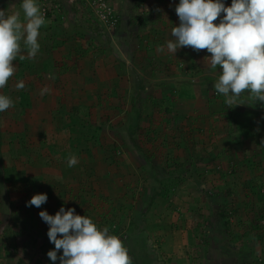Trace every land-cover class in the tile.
<instances>
[{
	"label": "crops",
	"instance_id": "obj_1",
	"mask_svg": "<svg viewBox=\"0 0 264 264\" xmlns=\"http://www.w3.org/2000/svg\"><path fill=\"white\" fill-rule=\"evenodd\" d=\"M21 2L0 0V9L11 13ZM179 2L115 0L120 23L110 35L68 0H39L41 7L50 6L40 52L34 59H17L15 76L0 90L14 101L13 108L0 113V264H60L47 256L55 245L39 213L54 216L61 207L108 227L124 241L134 264H212L205 246L211 242L205 243L201 229L187 227L178 217L166 220L172 196L178 201L173 188L187 182V187L206 186L194 176L182 180L187 162L173 154L174 147L143 146L137 124L150 123L153 143L156 116L161 124L179 120L173 138L183 143L188 125L194 129L191 138L200 140L178 149L188 151V159L189 154L200 156L191 170L204 163L205 173L214 169L225 184L264 187V103L229 108L214 89L222 70L211 69L207 50L184 47L175 55L167 50V41L174 40L172 29L180 24L175 12ZM19 81L24 89L16 88ZM45 87L49 91L41 95ZM192 88L195 99L190 101L187 89ZM211 91L218 97L210 96ZM77 117L84 126L73 127ZM127 120V130L117 128ZM164 151L172 153L175 165L165 158L175 171L160 172L164 166L157 155ZM69 154L79 160L71 168ZM166 181L176 186L166 190ZM37 194H47V202L39 208L26 206ZM259 200L251 229L246 217L243 224L248 226L240 231L242 241L264 253V228L257 223V216L264 218V206H259L264 197Z\"/></svg>",
	"mask_w": 264,
	"mask_h": 264
},
{
	"label": "clouds",
	"instance_id": "obj_2",
	"mask_svg": "<svg viewBox=\"0 0 264 264\" xmlns=\"http://www.w3.org/2000/svg\"><path fill=\"white\" fill-rule=\"evenodd\" d=\"M175 12L180 24L172 29L174 40L167 41V50L174 55L184 47L197 52L207 50L210 56L205 60L211 69L222 70L214 89L229 108L264 103V0H232L231 6L223 0H180ZM49 23L39 0H22L20 9L11 13L0 9V90L15 76L17 59H34L38 55L41 28ZM158 50L163 52L164 47ZM16 88L24 89V82H17ZM48 91L45 87L40 94ZM13 107L12 98L0 94V113ZM78 162L76 155L69 154V168ZM47 200V194H37L26 206L39 208ZM39 216L49 225L47 235L55 245V250L47 253L51 261L134 264L119 236L108 227H99L87 215L76 214L74 208L61 207L54 216L41 211ZM61 250L63 254L58 256Z\"/></svg>",
	"mask_w": 264,
	"mask_h": 264
},
{
	"label": "rangeland",
	"instance_id": "obj_3",
	"mask_svg": "<svg viewBox=\"0 0 264 264\" xmlns=\"http://www.w3.org/2000/svg\"><path fill=\"white\" fill-rule=\"evenodd\" d=\"M115 7V4H114ZM116 9V7H115ZM74 11V9L71 8V12ZM118 15L119 11L116 9ZM149 60V59H148ZM188 99L190 101H193L195 99V96L193 95V92H196L195 89H187ZM200 92H203L202 90ZM210 96L212 97H218L215 95L214 91L210 92ZM155 108V107H154ZM157 108L156 110H158ZM158 113V112H157ZM136 113L134 114V116ZM156 116L155 121H157L155 124L152 122L151 124L153 126L152 131L154 133V142L152 143L151 139L149 141L148 138V127L149 122H138L137 129L141 128V131L138 133V141L144 142L143 146L146 145H158L159 147H163L164 149L174 147L175 149L173 154L177 155V158L181 159H187L188 151L183 152L181 150H178L180 148H187L193 147L194 145H197V142L194 143L196 140L200 141L198 138L195 137L191 138L193 134V128H189L188 125H186L187 132L185 133V139L184 142L181 143V138H173V131L176 132L175 124H180L179 120H173V121H162L163 124L158 123L159 121ZM153 118V117H152ZM181 119V117H180ZM123 123V124H122ZM118 125V129L125 130L128 129L129 125L131 124V121L127 120L126 122H122ZM132 123H134L132 121ZM205 123H203L204 127ZM158 131V132H157ZM204 131V130H203ZM189 132V133H188ZM205 131L203 132V134ZM175 134V133H174ZM164 137V141L166 140L165 144H162L161 142ZM194 139V140H193ZM128 142V140H126ZM211 145H215L213 142L210 143ZM123 147V146H122ZM168 147V148H167ZM172 150V149H170ZM169 150V151H170ZM172 150V151H173ZM193 151V150H192ZM167 154L164 151L163 154H158L157 158L161 162L163 161L164 169L160 172H164L165 169L169 171H175L173 166H168V162L166 161ZM197 158H199V155H195L193 160L186 163L182 167V171L184 172V175L182 176V180L185 182L188 181V179H193V176L201 181L202 185H205L206 187H202L200 189V186L194 185L192 183V188L189 186L187 187V183L182 184V186H176L172 190H174V196H177V203H175V198L172 196V203L168 208L169 212H171L170 215L175 216L174 218L169 216L166 218L167 222L175 221L178 217V221L186 224L187 227L201 229L202 235L205 236V243L211 242V244L205 245L207 248L208 257L211 255L209 259H211L210 262L212 264H264V253L263 251H259L257 245L252 247L250 245L251 241H242L243 233L246 226L251 224L250 220L253 218L255 220L256 218V211H255V205H257V195L258 193H262L264 195V187L262 184H259V187H256L255 189L251 188L250 185L247 184H225L223 182L224 180L218 178V175H215L214 169H210V174L205 173L206 165L203 163L201 166V169L196 168L192 169V166L195 164V161H198ZM165 158V159H164ZM163 159V160H162ZM175 160V159H174ZM204 162L208 161V158L203 157ZM188 161V159H187ZM167 162V163H166ZM172 162V163H171ZM170 165H175L174 161H170ZM205 165V166H204ZM190 175L188 177L189 174ZM222 171H217V174L221 173ZM223 173V172H222ZM167 175L166 173L162 174ZM208 175V176H207ZM166 177V176H165ZM201 177V180L199 179ZM211 183V184H209ZM149 186V185H148ZM193 189V190H192ZM173 192V191H171ZM252 192V195H251ZM193 199V200H192ZM259 199V198H258ZM195 201V202H193ZM262 202V200L260 201ZM259 206L262 207V203H259ZM197 207V208H196ZM155 208V207H154ZM165 206H158L157 210L164 209ZM156 209V208H155ZM197 209V210H196ZM261 209V208H260ZM183 210V211H181ZM180 215V217H179ZM258 215V214H257ZM246 217L249 218L248 225L243 224V222L246 220ZM257 223H259V226H264V218L258 217ZM245 223V222H244ZM252 222V227L253 226ZM244 225V226H243ZM256 230V228L254 227ZM263 228H261L262 230ZM242 230V231H240ZM254 235L253 228L251 230ZM120 235H123V233H120ZM255 236V235H254ZM122 237V236H121ZM156 241V240H152ZM203 241V238H199V242ZM243 244H247V246H243ZM255 244V243H253ZM211 249V250H210ZM196 249H191V252ZM202 256V255H200ZM207 262H209L207 260ZM209 262V263H210ZM205 264L204 261L200 262V264Z\"/></svg>",
	"mask_w": 264,
	"mask_h": 264
},
{
	"label": "built area",
	"instance_id": "obj_4",
	"mask_svg": "<svg viewBox=\"0 0 264 264\" xmlns=\"http://www.w3.org/2000/svg\"><path fill=\"white\" fill-rule=\"evenodd\" d=\"M71 5H78V12L87 20L96 21L105 33L112 34L120 23L114 3L115 0H68ZM48 18L50 6L44 4L41 7Z\"/></svg>",
	"mask_w": 264,
	"mask_h": 264
},
{
	"label": "trees",
	"instance_id": "obj_5",
	"mask_svg": "<svg viewBox=\"0 0 264 264\" xmlns=\"http://www.w3.org/2000/svg\"><path fill=\"white\" fill-rule=\"evenodd\" d=\"M226 1H228V2H232V0H226ZM215 93V92H214ZM213 98H215V97H213ZM76 119H78V117L76 118ZM75 120V119H74ZM75 125H73V127H79V126H84L82 123H81V121H79V119H78V121L77 122H75L74 123ZM169 157H170V160L172 159V153L171 152H169V155H168ZM167 156V157H168ZM193 155L192 154H189V159H188V161H187V159L185 160L186 162H187V164L189 163V162H191L192 160H193V157H192ZM248 174V173H247ZM250 174H253V171L250 173ZM171 184V185H170ZM163 185H165V189L166 190H168L169 189V191H170V189L175 185L173 182H170V181H166V182H163ZM176 186V185H175ZM253 189H255L256 187H252ZM166 192V191H165ZM259 197H264V195L262 194V193H258V195H257V199L259 198ZM259 200V199H258ZM261 200V199H260ZM259 200V201H260ZM262 228H264V226H262Z\"/></svg>",
	"mask_w": 264,
	"mask_h": 264
}]
</instances>
